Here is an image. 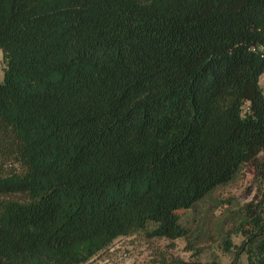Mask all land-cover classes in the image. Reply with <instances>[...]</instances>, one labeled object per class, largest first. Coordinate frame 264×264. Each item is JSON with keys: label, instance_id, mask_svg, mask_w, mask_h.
<instances>
[{"label": "trees", "instance_id": "obj_1", "mask_svg": "<svg viewBox=\"0 0 264 264\" xmlns=\"http://www.w3.org/2000/svg\"><path fill=\"white\" fill-rule=\"evenodd\" d=\"M0 50V264L185 239L180 211L264 180V0H0ZM236 215L264 264V187Z\"/></svg>", "mask_w": 264, "mask_h": 264}, {"label": "rangeland", "instance_id": "obj_2", "mask_svg": "<svg viewBox=\"0 0 264 264\" xmlns=\"http://www.w3.org/2000/svg\"><path fill=\"white\" fill-rule=\"evenodd\" d=\"M3 77L4 57L0 50V79ZM261 85L264 88V74ZM262 176L254 165L245 166L233 182L210 192L191 209L180 211L182 222L189 230L187 238L147 240L143 234H136L118 239L89 264H165L172 256L248 264L249 254L239 251L245 242V233L238 231L236 212L254 200L258 190L264 187Z\"/></svg>", "mask_w": 264, "mask_h": 264}]
</instances>
